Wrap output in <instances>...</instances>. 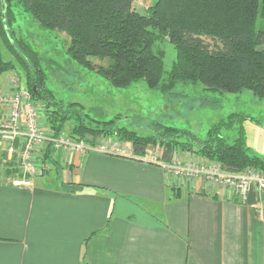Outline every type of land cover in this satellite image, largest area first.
Masks as SVG:
<instances>
[{
    "label": "trees",
    "instance_id": "trees-1",
    "mask_svg": "<svg viewBox=\"0 0 264 264\" xmlns=\"http://www.w3.org/2000/svg\"><path fill=\"white\" fill-rule=\"evenodd\" d=\"M17 8L43 28L66 33L70 43L65 52L70 59L116 87L144 81L149 89L167 94L178 84L192 82L223 94L248 90L264 100V31L257 26L259 19L264 20V0H154L144 13L135 10L134 0H0V91L1 76L17 68L13 59L4 58L2 41L25 71L31 97L42 102L53 138H59L72 120L70 137L93 146L97 145L86 136L115 137L130 144L134 158H143L151 146H158L162 163L184 152L219 164L227 172L256 168L264 173V157L252 153L243 139L242 123L253 119L243 113L221 119L203 137L189 128L163 123H155L153 132L144 135L118 125L119 116L95 118L80 102L64 105L47 85L43 56L16 36ZM165 40L176 51L167 78L163 57L155 51V45ZM96 58L107 64L93 62ZM236 121L239 136L229 141L221 131ZM53 151L50 142L42 156V175L47 163L56 165ZM5 162L0 158V163ZM5 164L15 173L20 171L17 162Z\"/></svg>",
    "mask_w": 264,
    "mask_h": 264
},
{
    "label": "crops",
    "instance_id": "crops-1",
    "mask_svg": "<svg viewBox=\"0 0 264 264\" xmlns=\"http://www.w3.org/2000/svg\"><path fill=\"white\" fill-rule=\"evenodd\" d=\"M9 85L5 75L1 91ZM45 149L33 154L40 166ZM160 155L54 149L56 165L30 187L0 163V264H264V190L244 199L163 167Z\"/></svg>",
    "mask_w": 264,
    "mask_h": 264
},
{
    "label": "rangeland",
    "instance_id": "rangeland-1",
    "mask_svg": "<svg viewBox=\"0 0 264 264\" xmlns=\"http://www.w3.org/2000/svg\"><path fill=\"white\" fill-rule=\"evenodd\" d=\"M153 2L154 0H134V8L144 13ZM16 10L17 22L14 24L16 36L30 43L40 56H43L47 85L55 98L64 105L72 101L80 102L95 118L111 119L119 116L118 125H124L144 135L153 132L155 123H163L189 128L203 137L221 119L232 113H243L254 119H246L242 123V135L246 146L252 153L264 157V100L255 97L250 91L223 94L205 90L202 84L192 82L178 84L167 94L149 89L144 81L133 83L127 88L116 87L104 76L70 59L65 52L70 43V37L66 33L45 29L28 12L20 8ZM257 26L264 31V20L259 19ZM206 40L214 44L212 39ZM1 45L4 58L13 59L17 68L7 74L4 73L1 77V79L5 75L9 77L10 88L4 92L0 91V94L10 95L19 84L34 102L40 126L49 131L42 102L34 100L27 90L25 71L2 41ZM155 51L161 53L163 57V77L167 78L176 60L175 48L165 40L155 45ZM93 62L107 64L106 61L97 58L93 59ZM72 126V120L65 124L63 133L65 136L70 137ZM221 133L229 141H234L239 136V122L236 121L230 129L223 128ZM86 137L92 140L93 144L106 146V150L130 153V144L123 143L115 137L94 138L91 135ZM150 148L152 150L145 157L159 154L158 146ZM180 153L184 152H176L174 158L179 159ZM209 163L211 162L208 161L206 164Z\"/></svg>",
    "mask_w": 264,
    "mask_h": 264
},
{
    "label": "built area",
    "instance_id": "built-area-1",
    "mask_svg": "<svg viewBox=\"0 0 264 264\" xmlns=\"http://www.w3.org/2000/svg\"><path fill=\"white\" fill-rule=\"evenodd\" d=\"M17 87L10 95H0L4 116L3 120H0V136L5 144L0 147V158L10 163L17 162L20 169L13 177V185L26 187L33 185L32 178L42 174V166L34 160V151L37 147H46L50 142L54 149L106 151L104 145L93 146L89 142L76 140L64 134L59 138H53L50 131L40 126L34 102L29 99V94L25 93L19 84ZM163 167L177 174L205 177L211 182L230 186L244 199L253 186L264 190V173L256 168L227 172L219 164L205 163L199 166L183 164L178 158L164 163Z\"/></svg>",
    "mask_w": 264,
    "mask_h": 264
}]
</instances>
